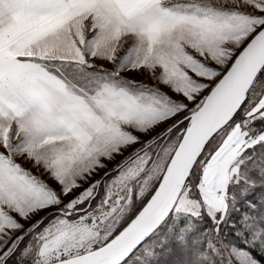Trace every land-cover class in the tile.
Listing matches in <instances>:
<instances>
[{
    "label": "snow or ice",
    "instance_id": "6c2138e0",
    "mask_svg": "<svg viewBox=\"0 0 264 264\" xmlns=\"http://www.w3.org/2000/svg\"><path fill=\"white\" fill-rule=\"evenodd\" d=\"M0 264H264V0H0Z\"/></svg>",
    "mask_w": 264,
    "mask_h": 264
}]
</instances>
